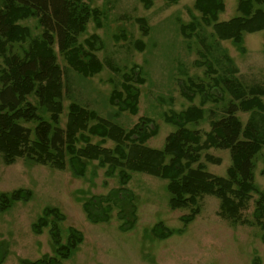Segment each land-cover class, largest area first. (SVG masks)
Returning <instances> with one entry per match:
<instances>
[{
    "label": "rangeland",
    "instance_id": "374dc122",
    "mask_svg": "<svg viewBox=\"0 0 264 264\" xmlns=\"http://www.w3.org/2000/svg\"><path fill=\"white\" fill-rule=\"evenodd\" d=\"M84 2L89 9L98 11L99 26L90 16L77 40L83 44L90 35L98 38L95 46L99 44V49L84 48L95 55L102 68L85 77L71 68L53 46L62 71L60 127H65L68 106L74 102L123 129L131 128L140 118L153 121L157 133L146 141V146L162 148L165 137L176 129L166 122L165 116L191 104L201 106L203 115L198 122L188 123L186 127L198 129L204 139L210 129V119L218 117L230 99L222 82L224 78L236 79L243 87L264 84V30L244 33L241 45L245 50L241 52L231 40H217L211 26L205 25L200 13L193 8L194 0H153L148 9L142 0ZM237 2L223 0L224 10L218 13V21L236 16ZM141 19L145 28L141 26ZM18 24L26 27L28 34L24 41L8 44L6 48L9 53L22 56L31 40L40 36V29L33 17L21 19ZM231 66L236 68L232 74ZM134 68L141 82L130 81L139 91L138 111L131 115L128 111H118L110 102V95L117 90L124 97V74L131 75ZM187 92H192L193 96ZM189 95L192 100L188 99ZM30 100L36 104L34 98ZM261 101L264 105V96ZM37 113L49 119V112L43 107L37 106ZM249 115L250 111L236 112L243 124ZM21 123L31 130L34 127L33 122ZM91 142L113 147L111 140L101 142L98 137H91ZM77 146L82 143L78 142ZM205 154L211 160L206 159ZM200 158L208 172L219 176H224L231 164L227 149L210 148L202 151ZM263 159L264 146L253 159L257 192L251 193L247 207L241 212L248 221H252L259 192L264 191ZM104 170L96 161H87L84 175L75 176L68 165L58 170L33 164L25 158L5 165L0 156V195L5 194L7 198L5 209L0 211V264H28L55 256L49 234L52 222L58 227L61 244L66 242L70 228L82 235L81 243L61 264H264V229L223 218L218 214L217 198L203 196L199 202L200 212L178 234L175 230L182 228L179 217L188 210L169 208L170 194L165 180L130 172L127 194L115 197L111 190L118 188V176L115 173L106 176ZM16 189L30 190L28 201H10V193ZM107 194L115 197L108 220L90 222L82 208L83 202L93 195ZM45 209H55L58 217L52 213L46 216ZM41 217L46 219L47 225L40 234H35L31 226ZM159 222L172 231L165 239L151 232ZM120 224L129 227L122 230ZM156 230L160 232L159 227Z\"/></svg>",
    "mask_w": 264,
    "mask_h": 264
},
{
    "label": "trees",
    "instance_id": "16d2710c",
    "mask_svg": "<svg viewBox=\"0 0 264 264\" xmlns=\"http://www.w3.org/2000/svg\"><path fill=\"white\" fill-rule=\"evenodd\" d=\"M152 1L142 0L143 6L150 8ZM193 8L200 13L202 22L211 26L217 40H231L241 52L245 50L241 45L244 33L264 30V0H238V14L225 21H218V13L224 10L223 0H194ZM97 15L98 11L89 9L84 0H0L2 162L11 165L17 159L25 158L33 164L48 165L58 170L68 165L75 176H83L86 162L96 161L99 167L105 168L106 176L117 174L119 186L111 190L115 197L127 194L126 184L131 178L130 172L159 177L166 181V189L170 194L169 208L188 210L187 214L179 217L182 228L175 230L178 234L198 215L200 199L207 195L219 200L218 214L223 218L235 223H252L264 229V191L259 192L252 211V221L244 219L241 214L248 205L251 193L257 192L253 159L264 146V105L261 101L264 84L243 87L236 79L224 78L222 82L230 99L221 109L220 115L210 119V129L204 134V139L198 129L186 127L188 123L198 122L203 115L201 106L191 104L178 113L172 112L165 116L166 122L176 129L165 137L162 148L146 146V141L157 133L156 125L147 118H140L131 128L123 129L72 102L68 106L65 127L58 125V116L62 110V71L56 62L53 46L57 47L76 72L85 77L98 73L102 64L89 52L100 48L99 44L95 46L98 38L90 35L83 40V44L77 40L85 30L90 16L99 26ZM27 17L36 19L40 36L31 40L22 56L9 53L6 48L8 44L22 42L27 36L28 29L18 24L19 20ZM140 23L145 28L142 19ZM181 30H184V26ZM235 71L236 68L231 66L229 72L232 74ZM124 75V97L120 91L113 90L110 102L118 111H128L135 115L138 111L139 91L130 81L138 83L141 79L137 68L133 69L131 75ZM189 93L193 96L192 92ZM190 95L187 98L192 100ZM30 98H34L36 104ZM202 99L201 103L205 100ZM37 106L49 112L48 120L37 113ZM238 110L250 111L244 124L236 116ZM21 122H33L34 127L31 130ZM91 137H98L101 142L111 140L113 147L92 143ZM78 142L82 146H77ZM210 148L229 151L231 164L224 176L208 172L201 161V152ZM204 157L211 160L209 155L205 154ZM261 173H264V169ZM30 195V190L16 189L10 193L9 198L10 201H28ZM114 196L93 195L83 202L82 208L87 219L92 223L107 221L111 205L115 203ZM6 205L7 198L1 194L0 211ZM43 213L46 216L52 213L58 217L55 209H45ZM119 218H122L121 214ZM46 225V219L41 217L32 224L31 229L33 233L40 234ZM120 225L122 230L129 227ZM158 227L160 232L156 230ZM151 232L159 239L172 234L161 222L155 224ZM49 234L55 256L36 259L28 264H61V260L68 258L82 241L81 233L70 228L66 242L61 244L55 222L51 223Z\"/></svg>",
    "mask_w": 264,
    "mask_h": 264
}]
</instances>
